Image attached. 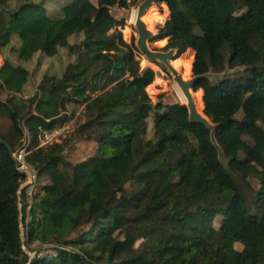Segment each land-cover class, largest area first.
Segmentation results:
<instances>
[{
    "label": "trees",
    "instance_id": "obj_1",
    "mask_svg": "<svg viewBox=\"0 0 264 264\" xmlns=\"http://www.w3.org/2000/svg\"><path fill=\"white\" fill-rule=\"evenodd\" d=\"M135 3L73 0L53 16L45 0H0V55L9 49L25 66L55 59L29 98L33 85L23 71L11 81L15 93L0 79V137L18 152L29 135L26 163L40 185L29 200L27 187L21 190L27 175L0 145V264H29L23 247L35 243L60 249L56 257L31 264L264 261V215L248 214L236 179L256 177L264 205V47L253 46L264 43V0L157 2L167 5L170 18L155 41L168 39L164 50H176V58L193 50V77L245 68L219 80L199 79L194 87L204 92V114L215 126L227 166L211 130L190 122L186 105H152L147 88L155 72L141 69L138 48L123 37L125 20L111 13ZM22 6H29L30 14L20 13ZM61 53L75 57L66 71ZM68 106L72 118L82 110L80 136L94 140L98 159L109 163L100 175L89 172L88 162L71 163L62 144L41 147L42 132H53L69 119ZM186 132L198 142L202 161L184 145ZM218 216L222 223L216 229ZM86 226L87 232L71 237ZM139 240L142 245L135 249Z\"/></svg>",
    "mask_w": 264,
    "mask_h": 264
},
{
    "label": "rangeland",
    "instance_id": "obj_2",
    "mask_svg": "<svg viewBox=\"0 0 264 264\" xmlns=\"http://www.w3.org/2000/svg\"><path fill=\"white\" fill-rule=\"evenodd\" d=\"M37 1H40V0H37ZM98 1L99 0H91V2L95 5L98 4ZM135 1L136 3L133 4L130 9L126 10V9H120L117 7V8L111 9V13L117 20H125L126 27L122 30L124 40L127 43L134 42L137 47V41L139 39V34L136 28V20H137L139 6L144 2V0H135ZM45 2H46V8L48 9L49 13L54 16L56 14L58 15L62 7H65L66 5L72 3L73 0H45ZM163 5H165V7ZM16 7L17 6L14 4V7H12V9H15ZM18 11H20V13H22L24 16H27L28 14H30L31 9L29 6H22L18 8ZM150 12L151 14L148 16V18H146L147 20H145L148 22V24L151 22L150 25L148 26L147 23L143 21L146 24L147 29L153 34V39L149 41V48L153 51L168 52L164 50V48L168 44V39L161 40V41H155V37L158 34L159 28L162 27L164 23L170 18V11L166 4L155 3L147 10V12L144 14L142 19H144L147 16V14ZM196 33L200 34V31L196 30ZM253 46L257 50H262L264 47V43L254 42ZM4 52L6 56L4 55V53H2L1 54L2 57L4 55L5 57L4 59L8 60L9 61L8 63L11 62L13 64V67L10 66L9 70H6L2 75H0V79L2 82H4V85L6 86L7 91L10 93H15L11 81L17 82L22 77V74H23L29 78L28 81L32 83L33 85V93L31 95H28L26 98H29V96H32L35 93H37L38 92V86H37L38 81L40 82V80H42L44 77L43 71L47 68L48 64H55V59L49 58L46 60V62L44 61L40 65L38 64L37 61H33L32 63L25 66L24 65L25 63L19 62L17 58H15V56L10 52L9 49H7V51H4ZM185 54L182 55L180 58L175 57L171 61L172 65H174L173 67L175 69L177 68L176 70L181 75H183L185 68L180 67L179 69L175 63L180 61V66H181V59L190 60V57L189 56L186 57ZM136 55H137L138 60H140L142 70L150 68L155 72V80L153 84L147 88V93L151 99L152 105L155 106L159 102H161L164 105H174V104L186 105L187 104V103L183 104L181 102L179 94L182 91L179 85L176 83L175 77L172 74V72L163 63L159 61H152V60L147 59L145 56H143V54L140 52L139 49ZM60 59L62 63V68L64 69V71H66L70 63L74 62L75 57L67 53H61ZM0 65H2L1 60H0ZM244 70H245L244 67H235V68L227 67L223 73H220V74L213 73L214 77L212 80H219L227 76L241 74L242 72H244ZM190 78L189 79L192 80L193 72L191 73ZM17 96L20 97L21 95L19 94ZM203 98H204V95H203ZM246 98L242 101L241 105L238 108L237 114H236V118L239 120L243 119L245 112H246ZM126 99L130 100L132 99V96L128 95ZM72 112H73L72 107L68 106L66 116L69 117V119L66 121L64 125L60 126L57 130L53 131V135L50 137V140L48 141V143L46 145H41V147H45L48 144L53 143V142L57 144H62L63 146H66V151L64 154L71 163L77 164V163H82V162H88L89 172L93 175H100L109 167V163L105 160L98 159L99 154L97 153V144L94 140L87 141L80 136L79 129H80L82 122L84 121L82 117L83 115L81 116L82 110H79L76 113L74 118H72ZM154 115L155 114L152 112L150 125H149V136H148L149 138L152 137L151 121L153 120ZM28 141H30V137L27 134L24 142H28ZM183 143L187 148L191 150L193 158L196 162H200L205 158L204 154L200 151L198 142L195 140V138L190 133L186 132L184 134ZM219 152H220L221 161L227 166L228 161L225 159L221 148ZM236 179L241 187L242 193L246 197L245 207L247 209L248 214L261 218L264 215V205L259 201L260 195L258 193V190L261 187L260 181L256 177H253V178L251 177L245 180L238 175H236ZM26 183L22 185L21 190L25 187H28ZM134 185H135V181L131 182L127 186V188L130 189ZM39 188H40L39 183H36L33 186V190L31 193L28 191V188L26 189V195L29 198V200H31L32 196H34L38 192ZM206 192L207 190L204 191V193ZM30 220H31L30 216H27L26 222L28 223L30 222ZM221 223H222V217L218 216L214 222V227L216 229H219V227L221 226ZM89 229H90V226L81 228L75 231L71 237L76 238L82 233L87 232ZM22 232L24 235L25 234L24 226L22 227ZM142 242H143L142 240H139L135 245V249H138L142 245ZM39 248H40V243H35L31 247L26 246L25 251L30 257V254H32L33 251L35 250H39ZM237 248L239 250L242 249L240 245H238ZM158 256H160L159 259H164V257H162L160 253H158ZM231 264H264V261L263 260L241 261L237 257L231 260Z\"/></svg>",
    "mask_w": 264,
    "mask_h": 264
},
{
    "label": "water",
    "instance_id": "obj_3",
    "mask_svg": "<svg viewBox=\"0 0 264 264\" xmlns=\"http://www.w3.org/2000/svg\"><path fill=\"white\" fill-rule=\"evenodd\" d=\"M158 0H144V2L139 6L138 15L136 20V28L138 30L139 39L137 41V47L140 52L147 59L152 61H159L163 63L174 75L176 83L179 85L181 91L187 98V108L189 110V120L192 123L203 124L207 126L211 130V139L213 144L220 150V147L217 143L215 137V126L211 123V120L204 114L201 115L197 111L196 104L194 102L192 93L194 92V87L199 79L208 78L213 79V73H209L202 77H193L190 81H185L183 79V75L179 74V72L173 67L171 61L176 57L177 51L170 50L168 52H159L153 51L149 48V41L153 39V34L147 29L146 24L143 22L142 18L147 10ZM0 145H3L9 151L13 161L16 164V167L20 169L22 167V163L18 160V152H16L11 145L6 142L3 138L0 137Z\"/></svg>",
    "mask_w": 264,
    "mask_h": 264
},
{
    "label": "built area",
    "instance_id": "obj_4",
    "mask_svg": "<svg viewBox=\"0 0 264 264\" xmlns=\"http://www.w3.org/2000/svg\"><path fill=\"white\" fill-rule=\"evenodd\" d=\"M52 135H53V132H47V131L42 132L41 134L42 145H46ZM29 145H30V141L23 143L22 147L18 151V160L22 163V167L19 170L27 175L28 182L26 184L28 186L27 187L28 191L31 193L33 190V186L37 183V173L31 166H29L26 163V157L29 153L28 152ZM23 248L25 251L26 246H24ZM59 249L60 248L54 245L40 244L39 250H35L33 251L32 254H30L29 264H31L32 261L34 260L52 259L57 256Z\"/></svg>",
    "mask_w": 264,
    "mask_h": 264
},
{
    "label": "bare ground",
    "instance_id": "obj_5",
    "mask_svg": "<svg viewBox=\"0 0 264 264\" xmlns=\"http://www.w3.org/2000/svg\"><path fill=\"white\" fill-rule=\"evenodd\" d=\"M164 7H165V5H163ZM167 12H168V10H167ZM151 14V12L150 13H148L147 14V16L144 18V19H142L143 21H145V20H147L146 18H148V16ZM146 23H147V25L149 26L150 25V23L148 24V22L147 21H145ZM185 56L186 57H190V60H182L181 59V66H180V61H178V62H176L175 64H176V66L180 69V67H184L185 68V70H184V73H183V79L185 80V81H189L191 78H190V76H191V73H192V67H193V62H194V58H193V56H194V53H193V51L192 50H188L187 52H186V54H185ZM174 66V65H173ZM177 69V68H176ZM190 78V79H189ZM180 91V90H179ZM181 92V91H180ZM203 95H204V92L202 91V90H199V91H197V92H193L192 93V96H193V99H194V102H195V104H196V107H197V111L199 112V114H201V115H204V113H203V111H204V101H203ZM179 96H180V100H181V102L183 103V104H186L187 103V98H186V96L183 94V92H181L180 94H179Z\"/></svg>",
    "mask_w": 264,
    "mask_h": 264
},
{
    "label": "crops",
    "instance_id": "obj_6",
    "mask_svg": "<svg viewBox=\"0 0 264 264\" xmlns=\"http://www.w3.org/2000/svg\"><path fill=\"white\" fill-rule=\"evenodd\" d=\"M70 30V27H67L66 28V31L68 32ZM7 51V50H6ZM4 55H5V52H4ZM4 55H3V57H2V55H0V60H1V63H2V65H0V72H5L7 69H5L7 66H8V69L10 68V66L11 67H13V64L11 63H8L9 61L8 60H6V59H4L5 57H4ZM6 56V55H5ZM28 78V77H27ZM29 79V78H28ZM23 83H24V81H23ZM21 84L22 83H20V85L18 86V90L16 91V94L17 95H19L18 94V91L21 89Z\"/></svg>",
    "mask_w": 264,
    "mask_h": 264
}]
</instances>
